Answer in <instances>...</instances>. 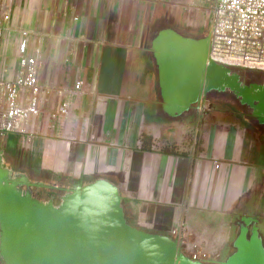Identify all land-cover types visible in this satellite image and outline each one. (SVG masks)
<instances>
[{"label":"crops","instance_id":"0c3cea01","mask_svg":"<svg viewBox=\"0 0 264 264\" xmlns=\"http://www.w3.org/2000/svg\"><path fill=\"white\" fill-rule=\"evenodd\" d=\"M191 2L9 0L0 19V79L19 73L18 48L25 44L38 61L43 115L38 127L27 126V136L2 137L0 149L13 170L52 191L112 181L131 226L166 235L185 257L214 264L228 255L235 222L264 201V134L222 107L202 116L196 109L162 116L157 79L156 101L147 110L131 70V53L160 27L206 36L190 34L202 30L199 18L186 19ZM160 6L165 12L155 14ZM151 69L156 77L153 61ZM77 80L82 90L63 129L47 115ZM144 134L160 137L157 147L143 150ZM169 145L174 154L166 152Z\"/></svg>","mask_w":264,"mask_h":264},{"label":"water","instance_id":"95a60500","mask_svg":"<svg viewBox=\"0 0 264 264\" xmlns=\"http://www.w3.org/2000/svg\"><path fill=\"white\" fill-rule=\"evenodd\" d=\"M209 39L158 28L149 41L160 113L177 118L216 96L234 102L264 134V80L208 59ZM0 149V264H210L185 257L172 238L129 224L116 185L104 178L61 195L13 170ZM264 204V201L262 202ZM261 204V205H262ZM264 213L241 216L223 261L264 264Z\"/></svg>","mask_w":264,"mask_h":264},{"label":"built area","instance_id":"2783aa9c","mask_svg":"<svg viewBox=\"0 0 264 264\" xmlns=\"http://www.w3.org/2000/svg\"><path fill=\"white\" fill-rule=\"evenodd\" d=\"M208 59L224 67L256 78L264 77V0H208ZM2 28L0 26V49ZM20 71L12 80L0 79V137L29 134L27 126L42 121L44 88L38 82L37 58L28 54L25 44L18 48ZM77 80L57 112L47 115L64 128L70 123L72 99L82 90ZM203 102V101H202ZM202 102L190 109L203 115ZM189 111V112H190ZM179 248L180 243L176 242ZM197 260L196 258H191Z\"/></svg>","mask_w":264,"mask_h":264},{"label":"rangeland","instance_id":"374dc122","mask_svg":"<svg viewBox=\"0 0 264 264\" xmlns=\"http://www.w3.org/2000/svg\"><path fill=\"white\" fill-rule=\"evenodd\" d=\"M9 0H0V19L2 17V13L4 11H6L7 5ZM203 0H192V2L190 3V5L186 8V12H187V16L186 19L188 20V18H191V20H193L194 18H199L200 19V23H201V28L199 29H194V32H190V34H198L199 32H206V30L209 27V10L207 8V1L205 0L204 5H202ZM166 10L163 9V6H160L159 9L155 10V14L157 13L158 15H160L161 13H164ZM156 31V30H155ZM154 34V33H153ZM152 34V35H153ZM184 35V34H183ZM132 35H129V37H131ZM186 36V35H184ZM142 36H140L141 38ZM151 35L148 36V34H145L143 36V42L142 44H138L140 47L138 48L139 50H137L136 52H132V61H131V70H132V75L134 79H140L139 85L141 88V93L142 95L148 97V99H145L144 101H147L145 103L147 104V110H149L152 106L153 103H155L156 101V77L155 74H153L152 69H151V54L149 51V41L151 39ZM188 37V36H187ZM194 38V37H193ZM76 73L72 72L71 76L72 78H75ZM139 76V77H138ZM203 104L201 105L203 109H206L207 111L210 110L209 108L211 107H222L226 110V114H230L231 112H235V116H237V118L239 117L238 115H236V113H240L241 117L244 118V115L242 114V110L231 100L226 99V98H220V97H216V96H212L210 97L207 101H203ZM203 111H201V113L196 112L195 115H203L202 113ZM190 113V112H189ZM193 113V112H192ZM191 114V113H190ZM194 114V113H193ZM194 116V115H192ZM229 116V115H227ZM241 120V118H239ZM145 136H149L144 134ZM193 135H189L190 139H192ZM151 138V142L152 145H154L155 147H157V143L160 140V137H155L153 138L152 136H149ZM2 137H0L1 139ZM41 189V188H40ZM50 189L46 188L45 190H40L41 192V196L43 198L47 197V193ZM63 192H65V190H59L56 192V195H61ZM259 229L261 231V233L264 236V217L261 218V222L259 223Z\"/></svg>","mask_w":264,"mask_h":264},{"label":"trees","instance_id":"16d2710c","mask_svg":"<svg viewBox=\"0 0 264 264\" xmlns=\"http://www.w3.org/2000/svg\"><path fill=\"white\" fill-rule=\"evenodd\" d=\"M141 148L143 150H149L152 147L151 138L149 136L143 135L140 142ZM166 152L175 153V148L173 145H169L165 147Z\"/></svg>","mask_w":264,"mask_h":264},{"label":"flooded vegetation","instance_id":"af4514ba","mask_svg":"<svg viewBox=\"0 0 264 264\" xmlns=\"http://www.w3.org/2000/svg\"><path fill=\"white\" fill-rule=\"evenodd\" d=\"M40 188H41L40 190H45V189H46V187H43V186H41ZM255 209H256V208H255ZM257 211H258L259 213H264V207L262 208L261 204H259L258 207H257ZM258 221H259V223H260V222H261V219H258Z\"/></svg>","mask_w":264,"mask_h":264},{"label":"bare ground","instance_id":"6f19581e","mask_svg":"<svg viewBox=\"0 0 264 264\" xmlns=\"http://www.w3.org/2000/svg\"><path fill=\"white\" fill-rule=\"evenodd\" d=\"M260 79H263L264 80V77L260 78Z\"/></svg>","mask_w":264,"mask_h":264}]
</instances>
